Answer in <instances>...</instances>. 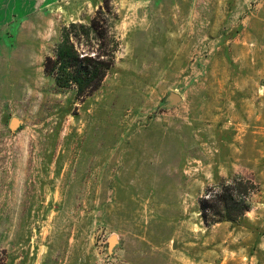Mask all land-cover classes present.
<instances>
[{
	"label": "rangeland",
	"instance_id": "obj_1",
	"mask_svg": "<svg viewBox=\"0 0 264 264\" xmlns=\"http://www.w3.org/2000/svg\"><path fill=\"white\" fill-rule=\"evenodd\" d=\"M104 2L0 9V255L264 264V0H111L116 60L79 99L45 61ZM237 177L250 210L207 224L202 200Z\"/></svg>",
	"mask_w": 264,
	"mask_h": 264
},
{
	"label": "trees",
	"instance_id": "obj_2",
	"mask_svg": "<svg viewBox=\"0 0 264 264\" xmlns=\"http://www.w3.org/2000/svg\"><path fill=\"white\" fill-rule=\"evenodd\" d=\"M113 10L111 0H105L89 24L77 21L63 25L60 42L46 58V73L57 86L74 89L79 99L98 90L115 63L121 43L109 24L110 15L116 17ZM83 44H89L90 52L95 50L96 54L83 53ZM257 190L258 184L251 178L237 177L222 184L211 198L202 200L203 220L208 224L238 219L250 210V197ZM0 264H6L1 255Z\"/></svg>",
	"mask_w": 264,
	"mask_h": 264
},
{
	"label": "crops",
	"instance_id": "obj_3",
	"mask_svg": "<svg viewBox=\"0 0 264 264\" xmlns=\"http://www.w3.org/2000/svg\"><path fill=\"white\" fill-rule=\"evenodd\" d=\"M2 1L0 0V9L7 7V5H10V0H3L5 3H1ZM7 2V3H6ZM12 5V4H11Z\"/></svg>",
	"mask_w": 264,
	"mask_h": 264
},
{
	"label": "water",
	"instance_id": "obj_4",
	"mask_svg": "<svg viewBox=\"0 0 264 264\" xmlns=\"http://www.w3.org/2000/svg\"><path fill=\"white\" fill-rule=\"evenodd\" d=\"M174 99H175V100H177V99H178V96H177V97H175Z\"/></svg>",
	"mask_w": 264,
	"mask_h": 264
}]
</instances>
